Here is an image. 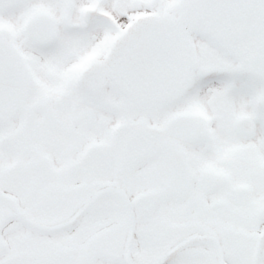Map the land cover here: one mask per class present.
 Segmentation results:
<instances>
[{"label": "snow or ice", "instance_id": "obj_1", "mask_svg": "<svg viewBox=\"0 0 264 264\" xmlns=\"http://www.w3.org/2000/svg\"><path fill=\"white\" fill-rule=\"evenodd\" d=\"M0 264H264V0H0Z\"/></svg>", "mask_w": 264, "mask_h": 264}]
</instances>
